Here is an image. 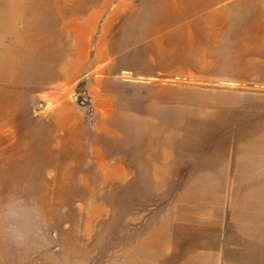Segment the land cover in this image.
I'll return each mask as SVG.
<instances>
[{
  "label": "rangeland",
  "instance_id": "1",
  "mask_svg": "<svg viewBox=\"0 0 264 264\" xmlns=\"http://www.w3.org/2000/svg\"><path fill=\"white\" fill-rule=\"evenodd\" d=\"M0 264H264V0H0Z\"/></svg>",
  "mask_w": 264,
  "mask_h": 264
}]
</instances>
